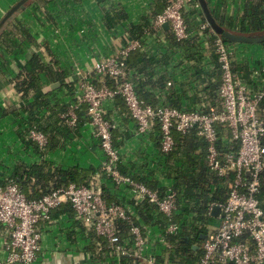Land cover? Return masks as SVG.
I'll use <instances>...</instances> for the list:
<instances>
[{
	"label": "trees",
	"instance_id": "trees-1",
	"mask_svg": "<svg viewBox=\"0 0 264 264\" xmlns=\"http://www.w3.org/2000/svg\"><path fill=\"white\" fill-rule=\"evenodd\" d=\"M34 1H28L26 8ZM51 1L53 0H46V3ZM98 1L105 2V0ZM173 1L155 0L150 12L145 14L141 23L129 25L128 33L131 41L139 40L141 45L127 57L121 58L123 73L118 78L98 75L94 71L77 74V68H74L73 64L70 65L71 62H63L58 56L51 46L50 39L39 41L27 24L13 21L16 13L2 25L0 44L6 46L5 51L13 49L23 54L28 48L32 50L29 55L27 53L28 58L23 67L12 80L21 103L13 109L1 110L0 118L14 116L19 121L18 132L24 148L32 150L40 160L31 164L19 162L12 171L1 173L0 186L6 187L13 180L20 185L25 195L33 200L72 183L78 186H91L94 178L99 175L103 197L108 204H127L134 209L135 225L143 229L162 231L165 236V248L163 254L157 257L159 263L198 264L206 239L215 233L214 228L218 226V219L210 213V209L214 204L226 203L234 178V173L223 177L211 171L207 162L208 143L200 135L198 127L191 128L185 134L174 131L173 150L165 153L162 151L160 126L155 122L152 129L142 136L155 134L157 136L155 141L159 155L155 162L156 168L154 171L135 174L124 169L121 163V146L124 142L121 137L122 132L119 131L121 126L113 132L114 146L121 154L117 163L121 174L157 191L162 198L166 197L170 190L176 192L178 210L174 222L179 226L176 234H165L170 222L158 210L155 203L148 199H138L134 193L130 197L115 194L110 184H106L115 183L101 170L104 154L100 143L98 146L101 153L97 151V155L101 163L97 166L84 168L76 165L66 168L47 160L52 152L64 148L69 141L81 137L82 129L90 125L92 118L89 106L79 101L81 87L85 82L100 87L104 80L110 88L119 90L123 82L130 81L138 98L144 104L156 109L173 107L183 111L206 113L222 110L219 90L223 72L215 44L216 36L201 29L202 24L208 23L198 0H193L192 7L183 13L188 28V38L178 40L170 28L168 31L154 28L157 16L162 14ZM206 1L221 26L248 34L264 31V0H244L242 13L235 19L216 14L211 1ZM57 11L59 10H55L54 13H58ZM42 13L39 20L44 19L52 23L56 21V25H59V20L52 12L47 10V14ZM125 19L127 15L121 10L114 11L112 15L109 11L105 16L109 29H114L116 24ZM160 32L162 35L166 34L167 44L158 46L156 52L150 51L145 36L149 34L159 38ZM219 37L231 49L239 45V43H231L223 36L219 35ZM261 45L264 47V43ZM41 48H45L51 59L50 62L45 61ZM250 63L233 55V71L248 86L251 93H256L264 86V74L255 77L258 71L264 70V63L256 69H252ZM159 68L163 69L159 70ZM54 83H59V87L52 89L51 85ZM45 87L49 89L45 90ZM72 105L77 106L76 126H70L66 118H63V114L67 113ZM104 106L107 109L106 117L110 121L117 122V118L122 117L123 120L130 119L135 122L121 94L105 101ZM259 111L264 119V97L259 104ZM31 131L45 134L46 145L41 146L30 138ZM218 133L220 152L237 153L239 144L232 140L229 128L219 125ZM260 179L261 189L258 198L264 209V172L261 173ZM126 187L132 191L130 186ZM64 213L78 219L80 230L87 233L94 243L99 244L101 253L111 252L107 240L99 236L93 227L87 226L70 203H64L53 210L50 218L42 222H49ZM115 224L122 242L132 246L134 244V236L131 234L132 225L122 219H117ZM185 238H189V242H185ZM129 261L138 263L139 259L134 256H121L122 264H127Z\"/></svg>",
	"mask_w": 264,
	"mask_h": 264
},
{
	"label": "built area",
	"instance_id": "built-area-1",
	"mask_svg": "<svg viewBox=\"0 0 264 264\" xmlns=\"http://www.w3.org/2000/svg\"><path fill=\"white\" fill-rule=\"evenodd\" d=\"M192 2L193 0H174L157 16L154 28L161 29L165 24H169L178 40L188 38L183 13L192 7ZM202 30H208L216 36L215 44L223 72L219 90L222 110L206 113L183 111L173 107L156 109L138 98L130 81L123 82L119 90L110 88L104 80L100 87L85 82L81 87L79 101L87 104L90 109V125L104 154L101 170L112 178L118 189L130 186L139 199H148L155 203L170 222L165 234H176L179 230L178 224L174 222L178 210L176 192L170 190L166 197L162 198L157 191L121 174L117 168L121 154L114 146L113 136L119 125L106 117L107 109L104 103L121 94L140 135L148 133L155 122H158L162 151L165 153L173 150L174 131L185 134L191 128L198 127L200 135L208 143L207 162L211 171L223 177L234 173L232 189L226 203L214 204L211 207V210L215 206L220 207V224L217 231L206 239L198 264H264V209L258 198L261 189L260 175L264 172V119L259 111V104L264 97V86L261 91L251 93L248 86L233 71L232 49L207 25H202ZM140 45L139 40L128 43L115 55L96 62L93 71L98 75L118 78L123 73L121 58L127 57ZM262 74L264 70L258 71L255 77ZM76 111L77 106L72 105L68 112L63 114L70 126H76ZM219 125L229 128L232 140L239 144L237 153L220 152ZM30 138L41 146L47 143L45 134L38 131H31ZM64 203H70L78 217L107 240L112 255L129 254L143 258L144 251L151 242V230H144L135 225L134 216L129 213L127 206L108 204L103 197L99 178L91 186L72 183L33 200L25 195L17 182L11 180L8 186H0V222L10 229V240L6 243L8 263L35 264L41 248L42 234L39 224L49 219L50 213ZM117 219L132 225V246L122 242L115 224ZM161 242L165 243L164 235ZM147 262L156 264V257L149 256Z\"/></svg>",
	"mask_w": 264,
	"mask_h": 264
},
{
	"label": "crops",
	"instance_id": "crops-1",
	"mask_svg": "<svg viewBox=\"0 0 264 264\" xmlns=\"http://www.w3.org/2000/svg\"><path fill=\"white\" fill-rule=\"evenodd\" d=\"M19 1L3 0L4 3L0 5V23ZM64 1L53 0L47 4L46 0H35L25 10H21L23 12L20 14L17 12L13 21L27 24L31 33L36 35L39 41L50 39L52 48L58 53L63 62H71L70 65L73 64V67L77 68V73L81 74L91 73L98 59H106L115 55L121 48L133 42L128 33L129 25L141 23L142 18L150 12L155 2V0H105V2L71 0L69 5ZM210 1L216 14L230 16L234 19L242 13L244 6V0ZM60 2H63V4L59 8L58 26H60L62 38L58 35L51 36V31H47V29L53 28V24L56 25V21L52 23L44 19L39 20L40 13L43 12L41 7L53 13L58 9L57 4ZM66 7H68L67 11L65 10ZM72 7L75 15L72 13ZM117 10L126 13L127 19L116 24L113 27L114 29H109L105 21L106 13L110 11L112 15ZM202 25L210 27L209 24ZM162 28L165 31L169 30V28ZM45 31L47 32L46 36L43 35ZM159 35V38L149 34L145 36L150 51L155 50L154 52H156L158 46L161 47L167 44L166 34L162 35L160 32ZM5 47L0 44V111L13 109L20 105L21 101L12 80L23 67L32 50V48H28L21 54L18 50L13 51V49L7 52ZM41 51L45 61L50 62L51 59L45 48H41ZM232 51L237 57L251 62L250 67L252 69H256L264 63V47L261 44L251 46V48L236 45L232 48ZM206 60L209 62L208 58ZM162 69L159 68V70ZM2 89L6 92L4 97L1 93ZM48 89L45 87V90ZM117 120L116 123L119 122L118 125L121 126L119 131L122 132L121 137L124 140L121 146L123 168L131 174L143 173L148 170L154 171L156 168L155 162L159 155V148L156 146L155 141L156 134L142 136L138 134L136 122L133 120H123L122 117L117 118ZM19 129V121L14 116L0 118V174L7 172V170L12 171L19 162L31 164L40 160L32 150L24 148L19 137ZM82 132L81 137L69 141L64 148L52 152L48 155L47 160L66 168L76 165L89 168L92 165L97 166L101 163L97 155V151H99V154L101 153L98 146L99 141L95 138L91 125L85 126ZM99 177L97 175L93 182ZM106 184H110L115 194L123 197L133 195V192L126 186L118 189L111 182ZM125 206L128 207L127 204ZM128 210L132 214L134 213L133 208L128 207ZM212 210L210 209L211 214ZM133 216L135 217L134 214ZM216 218L219 226L220 217L217 216ZM78 222V219L67 213L61 214L49 222H41L39 224V230L42 234L41 248L35 264H122L121 256L123 255H112L111 252L101 253L99 244L94 243L87 233L80 230ZM218 226L214 228V232L217 231ZM149 229L153 238L144 251L143 258L136 257L139 259L138 263L129 261L127 264H149L147 262L149 256H155L157 260V257L163 254L165 245L161 242L162 231ZM8 240H10V229L0 222V264H10L7 261L6 243ZM126 256L134 255L126 254ZM156 264L161 263L157 261Z\"/></svg>",
	"mask_w": 264,
	"mask_h": 264
},
{
	"label": "water",
	"instance_id": "water-1",
	"mask_svg": "<svg viewBox=\"0 0 264 264\" xmlns=\"http://www.w3.org/2000/svg\"><path fill=\"white\" fill-rule=\"evenodd\" d=\"M30 0H20L17 4H15L11 10L6 14L5 18L0 23V28L2 25L11 18L15 13L19 10H25L26 4ZM201 9L205 15L207 23L209 26L220 36H223L226 40L231 43H241V44H249V45H259L264 43V31L255 32L252 34L242 33L240 31L221 26L215 19L212 14V11L209 8V5L206 0H198ZM163 27L169 28V24H165ZM52 89L59 87V83L52 84ZM221 213V209L219 206H215L212 210V215L217 217ZM185 242H189V238H185Z\"/></svg>",
	"mask_w": 264,
	"mask_h": 264
},
{
	"label": "rangeland",
	"instance_id": "rangeland-1",
	"mask_svg": "<svg viewBox=\"0 0 264 264\" xmlns=\"http://www.w3.org/2000/svg\"><path fill=\"white\" fill-rule=\"evenodd\" d=\"M64 1V0H63ZM77 1H80V0H77ZM64 2H67L69 5H70V2H71V0H65ZM2 3H4L3 2V0H0V5H2ZM81 3H82V1H81ZM62 4H63V2L61 3H58L57 4V10H59V8L62 6ZM83 4V3H82ZM41 10H43V15L46 13L47 14V11L43 8V7H41ZM66 11H67V8L65 9ZM71 10V9H70ZM69 11V10H68ZM21 12H23V11H21V10H19L18 11V14H20ZM55 12V11H54ZM53 12V15H55L54 17L57 19V20H59L60 19V12L59 11H57L58 13H54ZM72 13H73V15H75V12H74V10H73V7H72ZM41 14V13H40ZM24 15V14H23ZM49 25V24H48ZM47 28H48V26H47ZM51 31V36L53 35H58V36H60L61 38L63 37V36H61V30H60V26H57L56 27V25H54L53 24V28H50V29H47V31ZM46 34H47V32L45 31V32H43V35L44 36H46ZM240 45V44H239ZM240 46H242V45H240ZM251 46H257V45H243V47H245V48H251ZM252 50V49H251ZM77 74H80V73H77ZM81 75V74H80ZM1 93H2V95H3V97L4 96H6L5 94H6V92H5V90H1Z\"/></svg>",
	"mask_w": 264,
	"mask_h": 264
}]
</instances>
